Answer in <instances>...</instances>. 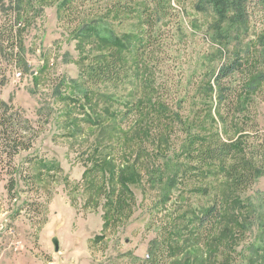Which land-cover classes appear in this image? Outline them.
<instances>
[{"label":"rangeland","instance_id":"obj_1","mask_svg":"<svg viewBox=\"0 0 264 264\" xmlns=\"http://www.w3.org/2000/svg\"><path fill=\"white\" fill-rule=\"evenodd\" d=\"M65 1L0 0V101L20 111L25 142L29 120L38 135L30 149L0 162V264H145L156 258L158 264H264V172L249 191L229 194L234 208L219 219L209 242L196 246L202 210L220 196L225 202L229 190L215 175L188 169L183 151L189 117L204 101L211 110L206 122L223 127L213 76L236 51L257 44L264 15L255 10L244 24L219 17L201 0H170L169 13L154 19V49L145 47L152 70L143 73L135 70L136 45L147 29L141 14L106 8L112 1L138 5ZM90 24L124 36L129 47L119 53L129 74L119 85L101 84L87 99L80 91L93 88L91 70L102 61L93 59L111 51L93 32L84 36ZM17 29L18 54L12 47ZM150 87L151 97L158 93L181 113L178 126L163 118L169 127L162 133L157 125L150 133L131 130L121 113ZM253 102L264 127V102ZM127 165H134L132 172ZM117 169L133 193L132 207L105 223L106 189L116 183Z\"/></svg>","mask_w":264,"mask_h":264},{"label":"trees","instance_id":"obj_2","mask_svg":"<svg viewBox=\"0 0 264 264\" xmlns=\"http://www.w3.org/2000/svg\"><path fill=\"white\" fill-rule=\"evenodd\" d=\"M72 1L74 4L76 1L79 2V0H66L65 5H70ZM201 1L214 5L219 17L228 18L230 16L234 22L245 24L254 20L251 17L255 10L264 15V0ZM170 2V0H130L131 4L138 5L134 9L130 5H122L120 1L107 3L106 8H111L113 11L124 9L123 12L126 14H141L144 25L147 27L140 39L141 42L136 45V71L147 73L152 70L145 55V47L152 45V34L156 27L154 19L160 20L162 15L169 13L167 8L171 7ZM104 28H100L98 24H90V26L86 25L84 29L82 28L85 31L84 36H91L93 32L97 40L101 44L109 46L111 50L109 53H101L93 59L94 62L102 61L98 67L91 70L90 81L95 84L93 88L85 87L83 91H80L82 96L87 99L88 96H95L100 92L101 84L119 85L125 81L129 74V64L119 53L120 50L129 47L127 40L123 39L124 36H118L113 32L105 33ZM149 30L151 31L149 32ZM21 34L22 31L17 29L15 37L12 36V47L18 49L17 54L22 48ZM150 49L153 51L154 48L151 46ZM144 81H141V86L145 83ZM213 81L214 87H210V89L215 90L217 100L215 107L221 115L222 131L217 130V127L215 129L216 123L206 122L207 117L211 116V110L208 108L209 102L204 101L202 106L194 108L191 117H189L190 132L183 151L188 158L186 163L188 169H195L198 174L215 175L222 180L224 186L226 185L229 193L225 192V202L221 201L220 196L212 205L202 210L196 226V246L206 245L214 236L219 219L234 208L232 201L228 199L229 194H233L234 191L242 193L249 191L258 176L264 172V127L259 124L258 109L253 106L254 98L259 102H264V29L258 36L257 44L239 49L218 68L213 76ZM149 90L150 92H143L140 96H136V100L127 102L126 106L123 104L126 109L121 114L123 118L127 117L131 120V130L150 133V130L157 125L162 133L165 128L169 127L167 123L163 124V118H169L170 122H174L175 126H178V122L181 123L184 120L181 113L174 111L170 104L162 99V96L158 97V93L155 98L151 97L155 91L153 87H150ZM200 93L203 94L202 91ZM21 116L18 109L13 111L7 103L0 101V162L12 161L21 149H30L38 136L35 127L29 120V139L28 142H25L23 130H27V127L25 129V126H22ZM232 129L233 135L230 133ZM146 135L148 134H144V136ZM103 165L105 167L109 164L104 162ZM133 166L127 165L125 169L132 172ZM119 172L120 169L115 171L114 178L120 185L115 183L106 189L109 197L107 211L104 214L105 223L111 219L122 218L120 216L125 217L126 212L132 207L130 202L133 200V193L124 181L119 179L117 175ZM174 177L176 175L172 174L170 180H173ZM122 178L123 175H121ZM15 186L16 178H12L9 180L10 193L15 191ZM209 258L211 259V257ZM157 261L158 258L145 264H158Z\"/></svg>","mask_w":264,"mask_h":264},{"label":"water","instance_id":"obj_3","mask_svg":"<svg viewBox=\"0 0 264 264\" xmlns=\"http://www.w3.org/2000/svg\"><path fill=\"white\" fill-rule=\"evenodd\" d=\"M55 245H56V250H59V244H58V241H55Z\"/></svg>","mask_w":264,"mask_h":264}]
</instances>
